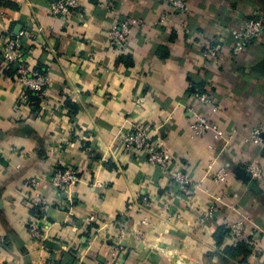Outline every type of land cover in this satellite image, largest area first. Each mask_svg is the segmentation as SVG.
I'll list each match as a JSON object with an SVG mask.
<instances>
[{"label": "crops", "instance_id": "0c3cea01", "mask_svg": "<svg viewBox=\"0 0 264 264\" xmlns=\"http://www.w3.org/2000/svg\"><path fill=\"white\" fill-rule=\"evenodd\" d=\"M54 1L0 0V35L26 34L23 61L50 79L27 110L16 66L0 62V264H106L119 241L117 264H264V181L243 176L245 163L264 169V148L247 141L251 128L264 131V36L231 54L232 31L264 20V0H188L186 13L168 0H81L64 17L48 14ZM116 14L143 21L123 54L107 41ZM220 38L227 46L204 67L201 54ZM196 86L217 112L200 105ZM198 115L228 137L193 134ZM133 125L171 153L168 171L124 151L122 131ZM221 167L228 181L215 184ZM66 168L83 180L65 192L50 177ZM177 169L196 183L191 198L173 184ZM30 179L45 214L32 206ZM239 221L241 242L228 231Z\"/></svg>", "mask_w": 264, "mask_h": 264}, {"label": "built area", "instance_id": "2783aa9c", "mask_svg": "<svg viewBox=\"0 0 264 264\" xmlns=\"http://www.w3.org/2000/svg\"><path fill=\"white\" fill-rule=\"evenodd\" d=\"M170 5L183 13L188 11V0H168ZM81 0H55L51 3L48 14L53 17H64L71 15L75 10L80 8ZM142 20L136 18H122L116 14L110 27L107 30V41L111 48L116 49L119 53H126L129 49V38L135 26L141 25ZM234 40L231 54L238 57L250 44L257 43L264 36V20L261 18H249L243 22L241 27L232 31ZM26 34H21L17 38L10 33L4 32L0 35V62L7 65H15V81L22 87L21 101L25 108L29 110L33 101L31 95L38 100H44L47 96V89L50 79L47 73H41L26 65L23 61L24 42ZM227 46L225 38H220L213 42L201 54V60L204 67H207L215 61ZM194 96L200 105L208 108L209 111L215 113L219 110L214 99L208 94L195 92ZM189 130L197 136L211 135L213 141L218 143L228 137L226 130L220 123L211 120L207 115H198L193 122L189 124ZM122 146L127 153H136L146 158V162L151 166L168 171L173 162V156L164 145L154 140L146 131L139 125L126 127L122 131ZM247 141L264 148V131L259 128H251L247 136ZM210 148H214L210 146ZM227 145L222 146L220 155L226 153ZM248 173L255 181H264V169L258 163H245ZM212 165L209 166V172ZM229 169L221 167L220 169L211 172L212 180L215 184H225L229 178ZM173 184L178 187L185 197L191 198L194 195V184L189 175L183 169L173 170L171 173ZM83 180L79 171L73 168L63 170H55L51 177V184L60 191H69L77 186ZM38 180L30 179L26 186L31 190V201L33 208L38 214H45L48 202L46 198L40 194L38 190ZM96 186L101 184L97 182ZM143 225L147 221L142 222ZM123 228V226H122ZM230 235L236 241H244L246 239V225L239 221L228 224ZM29 232L32 239L40 240L42 238L40 226L37 219H33L29 223ZM124 233V229L121 235ZM141 233H139L140 235ZM124 250L120 241L114 245V250L110 255L109 261L106 264H117L119 253Z\"/></svg>", "mask_w": 264, "mask_h": 264}, {"label": "trees", "instance_id": "16d2710c", "mask_svg": "<svg viewBox=\"0 0 264 264\" xmlns=\"http://www.w3.org/2000/svg\"><path fill=\"white\" fill-rule=\"evenodd\" d=\"M251 18H254V17H251ZM37 71H39V72H41V73H46L45 71H42V70H40V69H36ZM194 91V94H195V92H199V93H204V90L201 88V87H199V86H196L195 87V89L193 90ZM31 99H32V101H33V104L35 105L36 104V102H38V99L36 98V97H34L33 95H31ZM76 110H77V108H75L74 109V112L76 113ZM229 231V230H228ZM242 247V246H241ZM244 250H245V258L246 257H248V256H250V250L245 246L244 247Z\"/></svg>", "mask_w": 264, "mask_h": 264}, {"label": "water", "instance_id": "95a60500", "mask_svg": "<svg viewBox=\"0 0 264 264\" xmlns=\"http://www.w3.org/2000/svg\"><path fill=\"white\" fill-rule=\"evenodd\" d=\"M243 176H244V180L256 182L255 180L252 179L251 175L246 171H243Z\"/></svg>", "mask_w": 264, "mask_h": 264}]
</instances>
